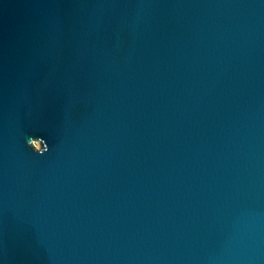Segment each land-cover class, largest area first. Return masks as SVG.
Returning a JSON list of instances; mask_svg holds the SVG:
<instances>
[{
	"label": "water",
	"instance_id": "water-1",
	"mask_svg": "<svg viewBox=\"0 0 264 264\" xmlns=\"http://www.w3.org/2000/svg\"><path fill=\"white\" fill-rule=\"evenodd\" d=\"M0 264H264V0H0Z\"/></svg>",
	"mask_w": 264,
	"mask_h": 264
},
{
	"label": "clouds",
	"instance_id": "clouds-1",
	"mask_svg": "<svg viewBox=\"0 0 264 264\" xmlns=\"http://www.w3.org/2000/svg\"><path fill=\"white\" fill-rule=\"evenodd\" d=\"M40 144H43L44 145V148L42 150H38V147ZM27 145L29 147H31L37 154H43L44 152L46 151H49L50 148L45 140V138L43 137H38V138H34V137H29L27 139Z\"/></svg>",
	"mask_w": 264,
	"mask_h": 264
}]
</instances>
